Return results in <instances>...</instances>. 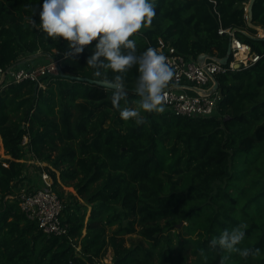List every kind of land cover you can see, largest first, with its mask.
<instances>
[{"label": "trees", "instance_id": "16d2710c", "mask_svg": "<svg viewBox=\"0 0 264 264\" xmlns=\"http://www.w3.org/2000/svg\"><path fill=\"white\" fill-rule=\"evenodd\" d=\"M245 2L153 0L151 26L130 39L137 54L173 46L195 59L201 53L222 58L229 38L221 27L258 33L248 24ZM42 4L0 0L1 66L39 52L64 54L60 72L42 77L44 88L24 80L0 91V139L10 155L0 158V264H99L109 247L112 264H220L225 255L226 264H264V38L237 31L263 56L216 76L215 115L178 116L165 109L142 113L146 123L137 125L113 108L110 89L72 78L96 80L86 63L96 42L65 59L66 41L32 27L31 20L40 24ZM253 10L254 23L264 27V0H256ZM113 75L109 70L108 78ZM137 75L135 67L126 75L128 103L121 101V108L139 99ZM28 152L47 163L44 170L64 203L67 235L44 232L15 198L14 187L27 177L22 159ZM64 185L74 186L78 196ZM240 223L248 227L238 247L259 248L260 255L244 259L209 247ZM137 226L147 244L127 246L124 235Z\"/></svg>", "mask_w": 264, "mask_h": 264}, {"label": "clouds", "instance_id": "9594fccd", "mask_svg": "<svg viewBox=\"0 0 264 264\" xmlns=\"http://www.w3.org/2000/svg\"><path fill=\"white\" fill-rule=\"evenodd\" d=\"M40 24L31 20L47 38L67 42L65 59L81 54L94 41L93 54L87 66L94 69L96 82L112 91L111 104L124 120H134L137 125L146 123L142 113H163L167 100L166 89L176 76V70L167 56L154 47L137 54L136 42L130 39L142 27H149L156 16L153 0H43L39 13ZM136 68L134 107L127 105L125 79ZM109 70L114 74L108 78ZM248 225L240 223L231 230L225 229L220 236L211 239L209 247L217 246L227 254H238L247 259L260 255V249L240 248ZM201 255H204L201 250ZM229 255L220 260L226 264Z\"/></svg>", "mask_w": 264, "mask_h": 264}, {"label": "built area", "instance_id": "2783aa9c", "mask_svg": "<svg viewBox=\"0 0 264 264\" xmlns=\"http://www.w3.org/2000/svg\"><path fill=\"white\" fill-rule=\"evenodd\" d=\"M247 7V6H246ZM219 33L229 38L231 45L230 61L224 65L219 57H208L204 63L188 57L173 46L160 49L172 62L176 76L169 88L166 89L167 100L165 109L178 116L197 117L212 116L217 113L220 100L219 90L214 91L215 80L219 73L238 69L237 66L249 67L263 56L253 50L252 46L237 37L236 28L219 29ZM263 37V34L260 35ZM47 56L46 63L34 65V57L19 59L8 66L0 65V91L9 84L20 83L24 80L35 81L44 88L42 77L60 72L64 54ZM27 62V66L21 64ZM28 142L24 137L23 144ZM26 181L24 179L22 182ZM21 182V183H22ZM51 174L43 170L38 183L20 192L16 199L20 202L21 210L31 220L37 221L39 227L47 234L67 235L69 225L62 218L64 203L55 191Z\"/></svg>", "mask_w": 264, "mask_h": 264}, {"label": "rangeland", "instance_id": "374dc122", "mask_svg": "<svg viewBox=\"0 0 264 264\" xmlns=\"http://www.w3.org/2000/svg\"><path fill=\"white\" fill-rule=\"evenodd\" d=\"M245 5H247V2H245ZM257 34L262 35L261 30L260 31L258 30ZM26 57H28V55L22 56V58H24V59ZM35 60H37V61H35ZM35 60L33 61L34 65L39 64V63L44 64L49 60V58H47V54L40 52V54L35 58ZM21 65L27 66L28 63L24 62ZM8 157H10V155H7L6 150L4 148V145H3V142H2V139H0V158H8ZM22 161H24V163L26 164V176L27 177H26V181L19 183L17 186L14 187L13 191H14L15 196H17L20 192H22L23 190H25L27 188L33 187V186H31V185H33V180H30V179L35 178V181H36V178H38L40 176V173L44 170V167L47 164L46 162L39 160L31 152H28L25 155L24 159H22ZM58 174H59V172H58ZM63 187H64V190L66 193H73V194L78 196L77 190L75 189L74 186H65L64 185ZM90 211H91V205H88V212H87L86 220L89 217ZM116 228H117V225L108 227L107 232L109 234H112ZM136 229L137 230L135 233L124 235L125 244L127 246H135L138 243L147 244L145 242V238L141 234H139V230L141 229L140 226H137ZM84 233H86V229L84 230ZM80 248L81 247L78 245L77 250H80ZM112 257H113V250L111 247H109L106 256L99 260V264H112Z\"/></svg>", "mask_w": 264, "mask_h": 264}, {"label": "water", "instance_id": "95a60500", "mask_svg": "<svg viewBox=\"0 0 264 264\" xmlns=\"http://www.w3.org/2000/svg\"><path fill=\"white\" fill-rule=\"evenodd\" d=\"M255 1L256 0H248V2H247V7H246L247 20H248V24H249L250 27L256 29L257 31L258 30L259 31L261 30V32L263 34V37L260 36L261 34L253 35V34L249 33L248 31L241 30L239 28H236V31H241L245 35H247V36H249L251 38H254V39H256V38H264V27L263 26H260V25H256L254 23V21H253V11H254L253 9H254ZM230 55H231V45L229 44L227 54L224 57L219 58V61L222 64L226 65L230 61ZM208 57H210V55L208 53H201L198 56V61L200 63H204V61ZM239 67H240V65L237 66V68H239ZM72 78L75 79V80H81V81H85V82H90V83L98 84L95 79H92V78H89V77L72 76ZM214 80H215V85H214L213 90L214 91H217V90H219V81H218V79L216 77H214ZM98 85H100V84H98ZM100 86H102V85H100Z\"/></svg>", "mask_w": 264, "mask_h": 264}, {"label": "crops", "instance_id": "0c3cea01", "mask_svg": "<svg viewBox=\"0 0 264 264\" xmlns=\"http://www.w3.org/2000/svg\"><path fill=\"white\" fill-rule=\"evenodd\" d=\"M39 54H40V52L37 53V54H35V55H30V56H28V57H35V58H36ZM35 61H37V60H35ZM38 61H39V60H38ZM30 180H33V183H38V181H39V177L36 178V181H35V178L30 179Z\"/></svg>", "mask_w": 264, "mask_h": 264}]
</instances>
